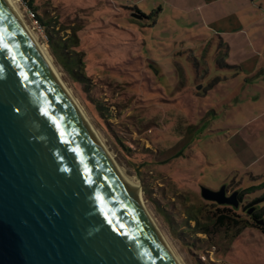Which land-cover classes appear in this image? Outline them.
Here are the masks:
<instances>
[{"label":"rangeland","instance_id":"rangeland-1","mask_svg":"<svg viewBox=\"0 0 264 264\" xmlns=\"http://www.w3.org/2000/svg\"><path fill=\"white\" fill-rule=\"evenodd\" d=\"M14 1L108 152L140 185L173 255L182 264H264L259 229L205 236L187 225L188 213L232 207L205 201L202 188L226 186L230 195L261 184L264 128L252 117L264 109V93L245 80L253 70L264 80V0ZM31 2L62 37L81 29L76 50L84 54L87 83L74 82L55 62L30 17ZM197 5L203 8L188 12ZM236 29L246 33H213ZM263 194H244L236 215L256 224L245 207ZM255 208L264 212V203Z\"/></svg>","mask_w":264,"mask_h":264},{"label":"water","instance_id":"water-1","mask_svg":"<svg viewBox=\"0 0 264 264\" xmlns=\"http://www.w3.org/2000/svg\"><path fill=\"white\" fill-rule=\"evenodd\" d=\"M11 6L0 0V264H177ZM201 196L241 205L226 186Z\"/></svg>","mask_w":264,"mask_h":264},{"label":"trees","instance_id":"trees-1","mask_svg":"<svg viewBox=\"0 0 264 264\" xmlns=\"http://www.w3.org/2000/svg\"><path fill=\"white\" fill-rule=\"evenodd\" d=\"M33 12V2L29 3L28 6ZM137 10V9H136ZM139 12V10H137ZM35 21L38 22L39 26L44 30L46 36V44L49 46L52 57L55 62L61 66L64 73L67 74L71 80L78 84H85L88 81L86 76V64L84 62V54L77 52L76 48H79L80 38L78 32L81 29L75 28L72 34L69 36L62 37L61 32L56 29V23L52 21H46L45 18L41 17L38 12H33ZM144 16V15H143ZM264 189V185L256 187H249L245 191L239 193V200L242 202L244 194L254 193ZM145 193H147L145 191ZM264 203V194L254 200L252 204L245 207V210H253L251 215L253 221L256 224H251L250 221H242L238 215H236V209L231 207L229 209L220 210L219 208L212 211H207L204 215L202 208L199 209V215L194 212L188 213L187 225L190 226L191 222L195 223L194 231L202 233V235L209 236L215 230L221 229H235L237 233H240L246 228H257L264 234V224H258L259 221H264V212L259 213L255 208ZM203 218V219H202Z\"/></svg>","mask_w":264,"mask_h":264},{"label":"bare ground","instance_id":"bare-ground-1","mask_svg":"<svg viewBox=\"0 0 264 264\" xmlns=\"http://www.w3.org/2000/svg\"><path fill=\"white\" fill-rule=\"evenodd\" d=\"M9 3L12 5L11 7L14 10V13L19 17L20 19V23L23 25L25 31L28 33L31 42L34 44V46L36 47V49L38 50V52L40 53L41 58L45 61V64L50 68V70L52 71L51 73L54 75V77L56 78V80L58 81V83L61 86V89L64 91V93L67 95V97L75 104L74 106L76 107V110L78 111V113L81 115V117L83 118L85 124L88 126L91 134L94 137V140L98 143L99 147L102 149V151L105 153V156L107 157V159L111 162V164L115 167V169L117 170L116 172L122 177L123 181L131 186H140L138 185L137 182H135L133 179L129 178L128 176H126L123 173V169L119 166V164L113 159V157L111 156V153L108 152L106 146L103 144L102 140L100 139L101 137L98 135V133L94 130V128L91 126L90 120H88L87 116L85 115L83 109L79 106L78 101H76L75 97L73 96V94L67 89L68 87L65 85V83L61 80L60 75L57 73V69L55 68V66L53 65V62L50 59V55L48 54L47 50L45 47L41 46L38 42H37V37L33 34L32 31L29 30L27 24L25 23L26 21L24 20L23 16L21 15V13L19 12V10L17 9V2H15L14 0H8ZM141 188V187H140ZM140 188H139V192H138V202H139V206L141 207V209L143 210V212L147 215V217L151 220V224L153 225V228L155 229V231L157 232V234L159 235V238L161 239V241L163 242V244L166 246V248L169 250L168 245L165 243L163 236L161 234V232L157 229V227L154 224V220L153 218H151L145 207V203L143 201L142 198V194H140ZM169 254L172 256V258L174 259V261L177 264H182L181 261L175 257V255H173V252H171L169 250Z\"/></svg>","mask_w":264,"mask_h":264},{"label":"crops","instance_id":"crops-1","mask_svg":"<svg viewBox=\"0 0 264 264\" xmlns=\"http://www.w3.org/2000/svg\"><path fill=\"white\" fill-rule=\"evenodd\" d=\"M193 8V7H192ZM203 7L202 6H200V5H197L195 8H193V11H188L189 13H193V15L195 14V12H197V11H199L200 9H202ZM195 10V11H194ZM182 10H177L176 12H178V13H182L181 12ZM161 13H163V10H161ZM188 13V14H189ZM189 15H191V14H189ZM205 16H209L208 15V13L206 14V15H204V17ZM199 21H200V26L202 27H204V29H206L207 28V26L205 25L206 23H205V20H203L202 19V17H201V15H198L197 17H196ZM209 18V17H208ZM213 33H216V34H220V35H222V36H234V37H236V36H238V35H244L245 33H246V31H243V29H236L234 32H221V31H215V32H213ZM250 38V37H249ZM251 39V38H250ZM206 40V39H205ZM222 41H223V39H222ZM224 42V41H223ZM225 43V42H224ZM225 45L227 46V48H228V50H230L231 51V44L230 43H225ZM262 53H264V51L262 50ZM239 67V66H238ZM239 69H240V71L241 72H243V69L241 68V67H239ZM236 75H241V74H239V72H237V73H235ZM254 74V75H253ZM253 77H251V78H248V79H246L245 80V83H247V85H259V88L257 87V86H255V88H258V89H260V90H262V92L264 93V80H262L263 79V76H261L260 75V73L259 72H257V73H254V70H253ZM251 79V82L249 81ZM242 87H243V85H242ZM261 96H263L261 99H259V101L260 100H264V94H262ZM260 96V97H261ZM254 100H256V99H258V97L257 96H255V98L254 97H252ZM262 102V101H261ZM254 116L252 117V121H254V123H257V122H259L260 123V127L261 128H264V109L263 110H258V111H255L254 110ZM258 180H261V184L260 185H264V174L262 175V176H260V177H258ZM256 186H259V185H254V186H252V187H256ZM264 190V189H263Z\"/></svg>","mask_w":264,"mask_h":264},{"label":"built area","instance_id":"built-area-1","mask_svg":"<svg viewBox=\"0 0 264 264\" xmlns=\"http://www.w3.org/2000/svg\"><path fill=\"white\" fill-rule=\"evenodd\" d=\"M30 17L32 18V19H34V15H33V12H30ZM36 23H38L37 21H35Z\"/></svg>","mask_w":264,"mask_h":264}]
</instances>
